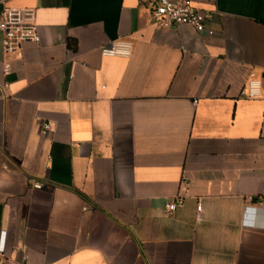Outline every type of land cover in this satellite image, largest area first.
I'll return each mask as SVG.
<instances>
[{"label": "crops", "instance_id": "0c3cea01", "mask_svg": "<svg viewBox=\"0 0 264 264\" xmlns=\"http://www.w3.org/2000/svg\"><path fill=\"white\" fill-rule=\"evenodd\" d=\"M153 2H5L38 35L0 36V250L24 264H264V0H191L201 32Z\"/></svg>", "mask_w": 264, "mask_h": 264}, {"label": "built area", "instance_id": "2783aa9c", "mask_svg": "<svg viewBox=\"0 0 264 264\" xmlns=\"http://www.w3.org/2000/svg\"><path fill=\"white\" fill-rule=\"evenodd\" d=\"M7 0H0V36L1 48L4 52H12L17 49L21 42H38L36 26L32 22V10L8 7L5 5ZM151 17L157 27H167L171 24H187L196 32L204 30V13L194 7L191 0H154L151 7ZM210 33V32H208ZM130 44L121 40H114L108 46L100 48L102 56H128L130 54ZM262 84L260 80H248L243 89V95L248 99L256 98ZM264 121V112L262 114ZM47 126H44L46 129ZM264 201V195L262 196ZM179 199L165 204L166 213L172 211ZM200 205L196 204L199 211ZM11 260L24 264L27 258L24 247L13 248L7 254L0 250V260ZM0 264H3L0 261Z\"/></svg>", "mask_w": 264, "mask_h": 264}]
</instances>
